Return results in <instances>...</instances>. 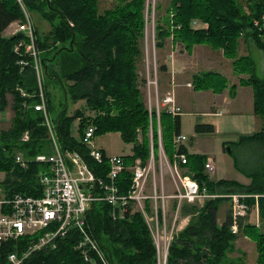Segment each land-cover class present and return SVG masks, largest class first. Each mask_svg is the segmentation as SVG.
I'll return each instance as SVG.
<instances>
[{
  "label": "trees",
  "instance_id": "16d2710c",
  "mask_svg": "<svg viewBox=\"0 0 264 264\" xmlns=\"http://www.w3.org/2000/svg\"><path fill=\"white\" fill-rule=\"evenodd\" d=\"M246 2L248 13L243 12L238 0H172V27H160L157 45L164 47L167 37L173 35L174 42L181 41L189 51L197 44L223 50L226 57L233 59L236 71L249 74L247 78L242 77L240 83L253 87L255 111L264 118V79L251 72L254 61L249 55L237 57L239 39L250 28L251 39L264 52V0ZM28 6L51 24L46 33L35 28L36 46L46 78L43 91L48 112L55 114L52 121L62 147L81 152L95 173L105 177L110 169L109 163L88 158L89 148L84 143L86 130L95 126L96 135L119 132L126 143H133L132 154H122L128 164H133L137 158L145 163L151 155L149 134L152 119L141 100L136 71L141 53L139 39L144 31V0H129L125 5L103 13L99 12L98 0L31 1ZM22 17L23 12L16 0H0V110L7 108L11 94L15 114L10 128L0 132V173L5 174L3 179L0 178V187L9 195L39 194L38 175L48 163L35 161L33 157L51 150L45 115L35 107L41 97L34 57L25 47L16 50L26 35L22 32L4 34ZM193 19L203 21L207 27L192 26ZM227 82L224 75L215 71L194 77L196 90L213 88L221 92ZM54 87L63 91L61 100L55 96ZM69 100L74 103L85 101L84 109L88 112L77 108L70 113ZM161 114L168 117L166 119L173 116L175 135L180 134L181 114L172 115L165 110ZM76 120L78 135L73 132ZM160 125L163 145L170 160L176 151L185 153L187 162L183 167L186 173L202 188L206 186L209 193L251 194L247 201L252 207L258 204L260 220L264 221V171L251 173L248 184L234 179H211L205 167L207 156L190 153L184 144L176 149L175 135L167 139L164 123ZM158 126L154 119L155 152L159 147ZM195 131L212 133L215 126L197 123ZM26 132L29 139L24 141L22 137ZM256 143L264 144V127L251 135H242L237 142H224L223 146L227 149V145ZM19 153L27 159V166L17 162ZM230 154L239 168V159L232 152ZM131 178L129 171L121 174L119 185L122 191L129 188ZM225 199L229 201L226 196H218L207 199L200 207L197 204L183 207L182 210L193 217L170 243L167 264H224L236 238L229 210L221 225L217 221L219 204ZM89 223L114 264H157L156 243L141 212H129L125 218L114 219L108 202H96L90 209ZM258 226L244 223L243 218L239 221V230L244 229L257 238V264H264V230L260 231ZM75 233L71 230L55 248L36 252L26 264H90L75 247ZM28 242L29 238L4 242L0 246V264H8L7 256L19 252Z\"/></svg>",
  "mask_w": 264,
  "mask_h": 264
},
{
  "label": "built area",
  "instance_id": "2783aa9c",
  "mask_svg": "<svg viewBox=\"0 0 264 264\" xmlns=\"http://www.w3.org/2000/svg\"><path fill=\"white\" fill-rule=\"evenodd\" d=\"M16 1L23 12V19L21 22L17 21L13 34L22 32L26 35L19 41L17 48L25 46L26 51L34 57L41 97L40 103L35 107L45 115L44 124L53 152H42L33 157L35 161L48 163V167L38 175L39 194L9 195L0 187V246L9 240L29 238V242L19 252H11L7 256L8 264H26L36 252L57 247L59 240L66 237L71 230L76 231L75 247L80 250L86 262L114 264L89 223V212L96 202H108L114 219L125 218L129 212H141L154 237L157 249H160L161 238L172 237L177 215L185 203L192 205L210 198L226 196L230 203L232 231L235 234L239 233V221L254 208L247 201L252 195L239 192L227 195L212 194L208 192L206 186L202 188L195 178L186 171L183 172V164L187 162L185 153L176 151L173 160L167 156L161 125L158 129L159 153L155 152L151 129L150 158L145 163L137 159L133 164H128L124 155L107 156L94 142L97 136L96 127H88L84 137V143L89 148L88 158L98 163L107 160L110 169L105 177L95 173L81 152L62 147L56 125L48 112L43 83L38 72L39 50L35 40V25L28 10V2L46 0ZM158 102H161L158 103V117L162 110L172 115L182 113L171 94ZM22 138L24 141L28 140L29 133L26 132ZM185 140L186 135L182 133L175 135L176 149L184 144ZM16 160L22 166L28 164L21 153L17 154ZM205 167L207 171L215 169L211 159L207 160ZM125 171L131 172L132 178L129 188L122 191L119 177ZM168 174L171 178L172 192H169ZM171 200L174 202L176 217L171 228H168L167 213ZM255 206L259 215L258 204Z\"/></svg>",
  "mask_w": 264,
  "mask_h": 264
},
{
  "label": "rangeland",
  "instance_id": "374dc122",
  "mask_svg": "<svg viewBox=\"0 0 264 264\" xmlns=\"http://www.w3.org/2000/svg\"><path fill=\"white\" fill-rule=\"evenodd\" d=\"M127 2H129V0H98L99 12L103 13L109 9L114 10L119 6L125 5ZM238 3L240 4V6H242L243 12H249V6L247 7L246 0H238ZM170 8H172V0H144V31L139 39V47L141 53L136 62V71L139 76L140 83L139 88L141 90V100L145 103L144 106H146V108H148L149 110L150 118L152 119V124L154 119L157 121V125L164 123L167 139H170L172 138V136L175 135L173 116H171L170 119H166L168 118L166 116L162 117V114L160 115V117H158V103H161L158 101H161L163 98L171 94L170 92L172 91V72L175 70V65L173 66L171 61L174 50L176 51L177 56L180 59H188V56L191 52L187 50L185 44L181 41L174 42L173 35L167 37L168 39L166 40V45L164 47H158L157 45L158 32L160 31V27L164 26L167 28V26L169 25L170 27H172V11H170ZM28 10L30 11L35 28L40 33H46L51 29L50 22L42 15H40V13H38L36 10H31L29 6ZM262 20H264V16L262 17ZM192 26L207 27V24L201 20L193 19ZM16 27L17 22L9 26L4 34L7 36L12 35L13 32L16 30ZM249 32L252 33L251 28ZM249 32H247L243 35V37H241L242 39L240 45H238L237 57L239 55L250 54L249 56H252L254 62H256L257 65L253 67L251 72L258 75V77L264 79V52L256 46L255 41L251 39ZM206 45L208 44H197V46H200V51L198 52L199 57H197V60H201L202 63L194 65L191 62L190 64V74L189 76H187L189 82L187 85L191 86L189 87L191 90H196L194 87V77L198 75H204L205 73L211 71L212 67H216V69L220 73H225L224 75H228V77H231V75H233L234 73L233 68L231 69L230 65H227L226 58L222 57L220 53L217 54H219L222 59L216 58L213 62H209V60H213L212 58H209L208 56H202L205 55L204 46ZM22 47L25 46H19L18 48L16 47V50H19ZM221 51L223 52V50ZM37 59L39 68L38 72L43 83L46 78L44 74V68L41 66L40 63V52H38ZM184 63L186 68H188V61H185ZM244 78H247V76L245 75ZM176 80L178 83H182L179 81H182L183 79L177 77ZM53 89L57 99L61 100V97H63V91L59 88L55 89V87ZM203 90L214 91L213 88H208L200 89L197 92ZM187 94L189 95L191 93ZM195 94L196 95L194 98V103L193 101H191V103H193L192 108H194L195 111L192 110V108L190 107V103H188L187 100H184L183 107H181L182 105H178V102H175L176 105L181 107V112L182 110L184 111L182 121L183 125L181 129L182 134L187 136V140H185L184 143L189 147L191 152L196 151L197 153H201L202 155L211 157L213 159L215 170L212 172L210 171L209 175L215 178V180L223 178L239 180V182L241 183L251 182V173H253L254 171H264V144H244L242 146L227 145L226 149L223 144L228 140L232 141L233 137L235 138V136L232 135V132H236V128L230 129L227 136H223L220 133L199 135L195 131L197 117L205 115L202 113V109L209 105V99L211 95L210 93ZM12 104L13 96L10 94L9 105L5 110H0V132L3 130H7L12 125L13 117L15 115L14 110L12 108ZM55 104L58 106L59 101L55 102ZM84 106L85 101L83 100H80L76 103H74L72 100H69L70 113H73V111L77 108L84 109ZM189 107L191 108L192 113L188 112ZM198 110H200L201 114H197ZM84 111L88 112L87 109H84ZM229 115H232V113ZM50 117L52 119L53 117H55V114H51ZM152 124L150 126V129H152ZM77 126L78 120H76L73 124V132L75 135H78ZM139 139H142L141 135L139 136ZM94 142L98 147L104 149L105 154L107 156H117L122 154L127 155L132 154L133 152V143H126L122 139L119 132L107 131L101 133L95 137ZM161 147H163V145ZM162 150L164 149L162 148L161 151ZM52 152L53 149L51 148L49 153ZM156 152L159 153V148H157ZM230 152L236 155L239 159V168L236 167L237 165L235 164L234 156H232ZM185 171L186 170L183 169V172ZM4 177L5 174L0 173V178L3 179ZM169 177L170 175L168 174L167 179L169 185V192H172L173 188L171 178ZM196 204L197 207H200L204 204V201H199ZM173 205L174 202L171 200L169 205V211L167 213L168 228H171L176 217V212L173 208ZM185 205H187V203H185ZM185 205H183V207ZM182 209L177 215L176 227L172 237L161 238V247L160 249H157V264H167V256L170 243L173 241L174 237L179 232H181L185 226H187V224L193 217L191 213H186V210L184 211ZM228 210L229 201L225 199L220 202L217 211V221L219 225H221L225 221ZM190 212L193 211L190 210ZM243 222L248 223L250 225L259 224L260 226H258L257 229H260V231L264 230V221L262 219L260 220L259 215H257L256 207L252 208L250 213L245 218H243ZM258 255L259 243L257 238L247 233L244 229L239 230V233L236 234V238L233 241L232 249L229 250V252L227 253L224 264H257Z\"/></svg>",
  "mask_w": 264,
  "mask_h": 264
},
{
  "label": "crops",
  "instance_id": "0c3cea01",
  "mask_svg": "<svg viewBox=\"0 0 264 264\" xmlns=\"http://www.w3.org/2000/svg\"><path fill=\"white\" fill-rule=\"evenodd\" d=\"M241 39L242 38H240L238 45H240ZM199 47L200 46H197V45L193 46V48L190 50L191 52L188 56V59L178 58L177 53L174 50L172 54L171 62L173 66L175 65V70L172 72V82H171L172 91L170 92L174 96L175 102L176 103L178 102L177 103L178 105L180 106L182 105L181 107H183L184 100H187L188 103H190L191 108L195 100L194 99L196 95L195 93H198V94L199 93L201 94L210 93L211 97L209 99V105L205 107L204 109H202V113L205 115L198 116L197 123H211L215 126V131L212 133H198V134L205 135V134L220 133L223 136H227L230 129L236 128V132H232V135L235 136V138L234 137L232 138V141L237 142L242 135H251L261 130L264 127V118L261 115L257 114L255 111V96H254L253 87L251 85L240 83V79L242 77L244 78L245 75L248 76L249 74H244V73H240L236 71L233 65V59L226 57L224 55V52H222L220 49L216 50L212 48L211 46L206 45L204 46L205 55H202V56H206V57L208 56L209 58L213 59V60H209V62H213L216 58L222 59L221 56L226 58L227 65L229 64L231 69L233 68V71H234L231 77H228V75H224L225 73L223 74L221 73L222 75L226 77L228 81L227 87H225L221 92H216L212 90H203V91L197 92L198 90H191L189 88L191 86L187 85L189 82L187 79V76H189L190 74L189 68H190L191 62L194 65L202 63L201 60L199 61L197 60V57H199L198 52L200 51ZM217 53H220L221 56ZM244 55H248V54H244ZM244 55H239L238 57L244 56ZM185 61H188V68H186L185 66V63H184ZM255 66H257L256 62H254V67ZM263 66H264V63H263ZM211 69H212L211 71L219 72L216 69V67H212ZM177 77L178 78L180 77L181 79H183L182 81H179L182 83L177 82L176 80ZM187 93H191V94L188 95ZM191 101H193V103H191ZM190 107L188 108L189 109L188 112L192 113ZM192 110L195 111L194 108H192ZM197 112H198L197 114H201L200 110H198ZM231 113L232 115H229ZM183 114H184V111L182 110V113H181L182 120L181 121H183ZM182 125L183 124L181 123V129H182ZM232 141L228 140L226 142H232ZM184 145L188 148L190 153H197L196 151L191 152L189 147L185 143ZM102 150L104 151L103 148ZM208 159H211L214 165L213 159L207 156V160ZM207 172L209 173L210 171H207ZM211 179L215 180V178H213L212 176H211ZM243 183L248 184L246 182H243ZM239 193H243V192H239ZM245 194H248V193H245ZM253 207H256V206H253ZM229 209H230V203H229Z\"/></svg>",
  "mask_w": 264,
  "mask_h": 264
}]
</instances>
